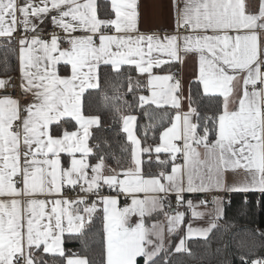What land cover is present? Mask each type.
<instances>
[{
  "label": "snow or ice",
  "instance_id": "obj_1",
  "mask_svg": "<svg viewBox=\"0 0 264 264\" xmlns=\"http://www.w3.org/2000/svg\"><path fill=\"white\" fill-rule=\"evenodd\" d=\"M173 9L175 30L160 35L140 31L138 0H0V65L15 60L28 98L0 77V264H93L65 242L97 235L101 264H168L164 228L149 220L163 215L173 233L180 208L205 215L209 201L190 194H264V0ZM189 59L185 88L171 69ZM105 77L125 81L149 121L139 136L119 102L133 105L103 93L124 134L118 153L86 103ZM211 203L219 219L222 201ZM175 251H187L183 239Z\"/></svg>",
  "mask_w": 264,
  "mask_h": 264
},
{
  "label": "trees",
  "instance_id": "obj_2",
  "mask_svg": "<svg viewBox=\"0 0 264 264\" xmlns=\"http://www.w3.org/2000/svg\"><path fill=\"white\" fill-rule=\"evenodd\" d=\"M174 66L171 70H174ZM16 62H11V70L5 72L0 65V77L14 76L17 73ZM119 88L117 93L116 89ZM101 90H92L86 103L91 110L100 115L102 127L96 132L98 137L106 139L111 149L119 152V146L124 143V134L120 131L121 125L114 112L115 102L103 99V93L109 97L120 95L132 108L121 104V111L125 114H134L138 118V135L143 137V125L149 121L142 111L135 106L133 95L127 92L125 81L105 77L101 81ZM143 93L137 92V95ZM152 133L149 132V137ZM151 142V140H149ZM99 229V224L97 225ZM264 194L259 192H234L230 194L224 208L223 217L217 222L216 227L205 238H193L187 242V251L177 253L171 247L161 253L166 257L168 264H242L241 257L251 259L264 258ZM177 236H173L172 244ZM65 248L69 252L87 256L93 264H101L102 246L100 236L87 239L66 240ZM51 261V258L46 257ZM161 264L164 261L161 260Z\"/></svg>",
  "mask_w": 264,
  "mask_h": 264
},
{
  "label": "crops",
  "instance_id": "obj_3",
  "mask_svg": "<svg viewBox=\"0 0 264 264\" xmlns=\"http://www.w3.org/2000/svg\"><path fill=\"white\" fill-rule=\"evenodd\" d=\"M138 10H139V28L142 33H156L163 35L165 33L172 34L175 30V20H174V9H173V0H138ZM47 24V23H46ZM194 60L189 59L183 66L176 65L173 72H178L179 77L182 79L185 88L189 80L192 78L194 71ZM19 79V72L14 75ZM141 94L147 95V92H143ZM236 191H219L212 192L211 199L213 196H217L220 198L222 203L220 204V218L215 219L216 206L211 203V200L208 203L207 208L203 205L197 207V211L204 212L205 215L200 218L192 217L191 212L186 208H180V211H184L186 213L184 222L179 226V228L173 232H168V223L166 218L163 215L156 216L153 219L148 221L149 226L151 223L159 222L162 224L164 228V249H167L172 246V248L176 249L179 245L181 239L185 242V248L187 249V242L189 239L193 238H205L210 232H208L207 236H201L196 234V230L206 229L210 226V223L217 222L223 217L224 208L227 203V200L230 194ZM204 194H190L187 196L188 199H191L194 204H199V201L202 200ZM189 225L192 227L193 234L191 236L188 235V227ZM177 236L176 240L172 244L173 236Z\"/></svg>",
  "mask_w": 264,
  "mask_h": 264
},
{
  "label": "built area",
  "instance_id": "obj_4",
  "mask_svg": "<svg viewBox=\"0 0 264 264\" xmlns=\"http://www.w3.org/2000/svg\"><path fill=\"white\" fill-rule=\"evenodd\" d=\"M44 27H45L46 31H48V32H51V31L54 30L53 27H52V25L50 23L45 24ZM12 77H13V85H11L9 87V90H8V93L7 94H10V95H12L14 97L20 98L22 102L26 101L28 98L27 97L20 96L19 88L16 87V85L19 82L18 77H16V76H12ZM4 94L5 93L0 92V95H4ZM202 199H207L208 201H210L211 200V194H209V193L204 194L203 197H202Z\"/></svg>",
  "mask_w": 264,
  "mask_h": 264
}]
</instances>
